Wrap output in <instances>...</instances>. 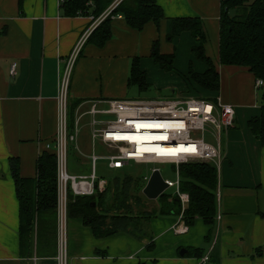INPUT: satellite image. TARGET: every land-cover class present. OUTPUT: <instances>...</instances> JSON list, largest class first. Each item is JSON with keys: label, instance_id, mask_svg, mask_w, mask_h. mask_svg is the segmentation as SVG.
<instances>
[{"label": "crops", "instance_id": "crops-1", "mask_svg": "<svg viewBox=\"0 0 264 264\" xmlns=\"http://www.w3.org/2000/svg\"><path fill=\"white\" fill-rule=\"evenodd\" d=\"M156 2L163 12L159 26L149 21L135 30L123 17H114L111 38L97 47L86 43L92 31L87 30L90 17L63 15L58 0H23L21 12L17 0H0V264H59L57 241L54 254L39 253L35 239L31 253H21L9 158L19 159L22 177H34L38 155L50 151L46 144L53 141L58 127L59 78L69 56L77 51L67 89L69 100H82L81 106L96 99H120L107 97L116 95L108 91L110 83L126 76L134 56L146 59L154 39L160 44L165 40L169 19L174 17H199L206 40L207 30L213 31L217 53L211 59L219 73L218 94L236 112L234 127L221 137L218 197L216 192L220 218L207 225L195 217L186 233L177 234L171 227L181 221V211L179 215L155 213L138 220L132 234L124 230L96 236L80 218L66 217L65 264H264V144L247 125L260 113L253 101L250 78L254 77L244 66L219 64L220 0ZM190 36L182 32L175 37V59L180 53L186 62L192 58L190 47L195 42ZM13 62L16 70L10 74ZM179 68L187 74L185 63ZM89 138L82 134L77 149ZM181 248L187 253L180 255ZM190 248L198 249L201 256L188 254Z\"/></svg>", "mask_w": 264, "mask_h": 264}, {"label": "trees", "instance_id": "trees-1", "mask_svg": "<svg viewBox=\"0 0 264 264\" xmlns=\"http://www.w3.org/2000/svg\"><path fill=\"white\" fill-rule=\"evenodd\" d=\"M89 1L92 2L91 6L87 5ZM115 1L117 4L94 27L86 43L102 47L112 36L111 21L115 15H121L126 24L135 30H141L149 21H153L158 26L163 18L162 8L156 0H67L60 8L65 16H76L77 12L81 11L83 15L90 14L97 18ZM17 2L21 12L23 0ZM169 23V38L179 36L182 32L190 33L196 41L191 47V53L197 61L206 66L202 73H197L190 64L187 74L182 76L185 83L193 84L194 87L210 94L218 92L219 73L213 61L205 54L206 35L202 20L199 17H174L169 19ZM218 57L219 64L244 66L252 73L255 80H263V85L259 87L261 89L259 116L249 119L247 125L251 133L264 144V0H220ZM150 58L163 71H174V55L161 53L156 40L152 42ZM127 84L136 85L140 90L147 87L146 73L140 67L139 56H134L130 60ZM81 101L68 99L67 109L71 117ZM9 168L18 201L21 253H31L34 239L39 253H56L58 188L55 154L44 150L38 155L34 177L20 175L17 157L9 158ZM172 169H174L173 165ZM178 170L179 189L189 196L188 205L182 212L183 221L191 226L195 217H200L207 225L213 224L217 208L215 167L208 163L190 162L180 164ZM123 182L125 184L122 190L118 187L114 190V201L110 204L109 210L115 213L110 214L109 221H107L109 210L99 212L97 202L94 200L96 195L102 200L104 192L75 196L68 191L66 217L80 218L96 236L137 230L139 227L137 221L149 219L155 215V211H151L150 214L143 213L145 215L142 217L132 216L133 210L127 204L130 177H125ZM157 199L169 204L166 208L161 205L158 214L179 215L181 207L176 196L171 202H167L165 193ZM120 209L124 211L123 214H117ZM129 227L132 229L130 230ZM188 254L200 257L202 252L190 248Z\"/></svg>", "mask_w": 264, "mask_h": 264}, {"label": "built area", "instance_id": "built-area-1", "mask_svg": "<svg viewBox=\"0 0 264 264\" xmlns=\"http://www.w3.org/2000/svg\"><path fill=\"white\" fill-rule=\"evenodd\" d=\"M67 0H58L61 7ZM117 4L115 1L100 16L83 15L78 11L76 16H89L91 24L87 30L94 27L104 19L111 8ZM89 6L92 2L89 1ZM114 17H122L115 15ZM73 52L67 59L60 73L58 84V127L52 142L46 148L56 157L57 169V245L59 264H65L66 242V202L67 193L83 196L103 192L107 180L100 178L95 172V163L98 159H105L110 169H122L129 162L141 164H167L175 166L174 178H162L167 182L168 188L173 189L181 207L179 221L172 225L174 233L181 234L188 231V226L182 219V212L188 205L189 196L179 189V170L182 163L201 162L215 167L218 173L223 160L221 148V133L235 125V108L230 103H224L220 97L213 100L200 98H172L163 100L144 99H96L89 101L90 105L85 114L89 116L90 139L92 143L99 140L107 148L115 152L110 154H91L92 168L89 175H71L67 172V146L69 142H76L79 133V120L74 122V131L68 130V83L70 72L76 58ZM16 63L10 65V74H14ZM263 85V80L254 81V89ZM97 115L111 116V119H97ZM103 127H99L100 124ZM208 130L213 138V143L205 141L204 132ZM140 133L146 137L140 143L132 142L127 136L116 137L115 134L133 135ZM138 145L146 146L139 150ZM156 166L151 167L152 171ZM159 169V168H157ZM160 171V170H159ZM150 174L143 178L148 180ZM218 197V191H217ZM220 218L219 213L215 216ZM203 257L202 260H206Z\"/></svg>", "mask_w": 264, "mask_h": 264}, {"label": "rangeland", "instance_id": "rangeland-1", "mask_svg": "<svg viewBox=\"0 0 264 264\" xmlns=\"http://www.w3.org/2000/svg\"><path fill=\"white\" fill-rule=\"evenodd\" d=\"M160 24V23H159ZM158 24V26H159ZM169 33H167L165 40L161 42L158 38L154 39L158 41L159 51L161 53L170 54L172 53L174 55V71L171 72H165L162 69H160L150 58V54L146 56V59H142L143 57L139 56L140 58V65L141 60L144 61V63L140 66L143 71L146 73V83L147 87L145 89H138L136 85H128L127 79L129 74V66H128V72L126 73V78H115L109 85L108 91L110 93H116L114 96H107L111 98H120V99H144V100H163V99H172V98H200V99H206V98H216L221 96L217 93H208L205 92L198 87H194L192 85H187L185 81L183 80V72H181L180 63L181 65L185 63L187 71L189 70V66L191 64V67L194 72L202 73L205 70V64L197 61L193 54L191 53V47H190V53L192 55V58H190L187 62L185 61L186 56L184 57V54L180 53L179 57L175 59V51L177 49V45L175 44V37H172L171 39L168 36ZM208 38L206 44V51L205 54L211 59L214 57L215 53H217V47L215 45L214 40V33L212 30H207ZM219 34V30H218ZM193 38L192 36H190ZM194 42L196 43L195 39L193 38ZM175 44V45H174ZM152 45V44H151ZM176 47V48H175ZM205 47V46H204ZM205 50V48H204ZM212 60V59H211ZM213 61V60H212ZM224 77V74H223ZM251 84L254 85V81L252 78H250ZM227 81L225 80V86ZM224 85V83H223ZM242 91V88H241ZM207 93L208 95L204 94ZM253 93H254V99L258 105L260 104V95H261V89L257 88L254 89L253 87ZM71 100V99H70ZM213 100V99H212ZM222 101V100H221ZM223 102V101H222ZM80 103L78 104V106ZM90 103L87 102L84 105L77 106V110L73 112V117L69 115V111L67 110L68 114V130L69 132L74 131V122L76 119L79 120V133L77 135V140L82 134H87L88 138L90 136V125H89V116L85 114L86 110L88 109ZM242 113L244 111L241 109L238 112V116L241 118ZM97 119H111V116L106 115H97ZM242 119V118H241ZM100 124L99 127H103ZM84 124L86 126H84ZM223 133V131H222ZM221 135L223 136V134ZM221 136V137H222ZM203 138L205 141L212 142L213 138L212 135L208 130L204 132ZM76 142H69L67 146V172L69 174H86L88 175L91 172L92 168V162H91V154L92 150L96 155H103L106 156L110 154L111 152H115L113 148H107L102 143H100L99 140H95L93 143L89 140L84 143V146L79 145V150L76 147ZM156 166L159 168L161 175L164 178L173 179V169L172 165L167 164H141V163H134L129 162L127 166H125L122 169H110L107 167V161L105 159H98L95 163V172L96 175L100 178L107 180V185L105 186V189L103 190V197L102 200L100 199L99 195H96L94 197V200L97 202V210L99 212H106V210H109L110 204L114 201V190L116 187L122 190V187L124 186V180L125 177H130L131 183L129 185L128 189V200L127 204H129L133 210L132 216L136 215H143L152 213L151 211H155V213H158V211L161 208V205L167 207V204L165 201H158V199H147L143 193L142 189L146 183L144 180V176L147 174H150L151 167ZM175 167V166H174ZM124 188V187H123ZM217 192V187L215 190V194ZM166 194V200L167 202H171L172 199L175 197L173 193L172 188H166L164 191ZM102 203L103 205H101ZM115 213L113 210H109L107 212V221H109L110 214ZM123 210H119L117 214H123ZM126 213V212H125ZM145 213V214H143ZM130 214V213H129Z\"/></svg>", "mask_w": 264, "mask_h": 264}, {"label": "water", "instance_id": "water-1", "mask_svg": "<svg viewBox=\"0 0 264 264\" xmlns=\"http://www.w3.org/2000/svg\"><path fill=\"white\" fill-rule=\"evenodd\" d=\"M168 188L167 182L162 178L159 169L154 168L146 181L142 193L147 199H157ZM187 253V249L181 248L180 255Z\"/></svg>", "mask_w": 264, "mask_h": 264}, {"label": "bare ground", "instance_id": "bare-ground-1", "mask_svg": "<svg viewBox=\"0 0 264 264\" xmlns=\"http://www.w3.org/2000/svg\"><path fill=\"white\" fill-rule=\"evenodd\" d=\"M115 136H116V137L127 136L128 138H130V140H131L132 142L136 141V142H138V143H140L141 140H142L143 138L146 137L145 135H142V134H140V133H135V134H133V135H121V134H115ZM144 148H148V147L138 145V149H139V150L144 149Z\"/></svg>", "mask_w": 264, "mask_h": 264}]
</instances>
